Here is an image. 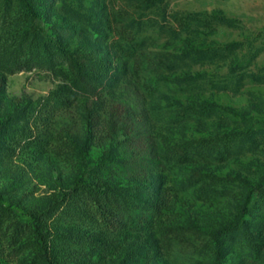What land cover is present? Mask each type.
Here are the masks:
<instances>
[{"label": "rangeland", "instance_id": "obj_1", "mask_svg": "<svg viewBox=\"0 0 264 264\" xmlns=\"http://www.w3.org/2000/svg\"><path fill=\"white\" fill-rule=\"evenodd\" d=\"M262 180L264 0H0V264H264Z\"/></svg>", "mask_w": 264, "mask_h": 264}, {"label": "trees", "instance_id": "obj_2", "mask_svg": "<svg viewBox=\"0 0 264 264\" xmlns=\"http://www.w3.org/2000/svg\"><path fill=\"white\" fill-rule=\"evenodd\" d=\"M29 63L30 62L28 60H21L19 62H16V63L9 65L8 67L26 68V67H29V65H30ZM173 154L175 156L185 157L187 155V152H186L185 148H181V149L175 150ZM107 194H108L107 191L106 192L105 191H96L93 194H90V196H91L92 200L95 201V204L97 206V212L100 215L101 222L106 226H108V225L112 226L113 221L110 217V213L114 212V208L110 207L109 203L107 205H104L101 202L102 201L101 199H105L106 201L109 199ZM253 194H256L257 196H260L262 199H264V180H262L256 188L252 189L250 196L252 197ZM52 207L53 206H51V208L47 209L46 211L41 212L37 216H35V221H34L35 233L40 239H44V237H43V234L39 230V223L44 217L51 214V212L53 211ZM247 208H248V206L246 204L243 207V209H241L238 212L237 220L234 223H232L230 226H228L225 230H222L221 234L230 228L241 225L245 221V212H246ZM50 264H53V262L50 261Z\"/></svg>", "mask_w": 264, "mask_h": 264}]
</instances>
